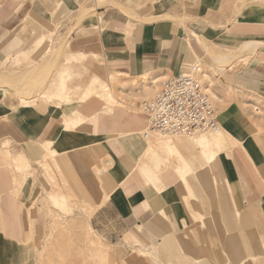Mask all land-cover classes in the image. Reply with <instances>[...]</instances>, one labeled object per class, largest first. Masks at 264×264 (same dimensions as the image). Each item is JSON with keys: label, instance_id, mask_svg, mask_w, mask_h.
Returning a JSON list of instances; mask_svg holds the SVG:
<instances>
[{"label": "rangeland", "instance_id": "rangeland-1", "mask_svg": "<svg viewBox=\"0 0 264 264\" xmlns=\"http://www.w3.org/2000/svg\"><path fill=\"white\" fill-rule=\"evenodd\" d=\"M172 2L79 0L71 6L55 0L53 20L47 26L57 35L55 43L37 47L28 29L18 46L30 54L18 63L0 66V193H12L14 203L8 206L4 233L6 242L29 247L19 253L5 249L8 263L264 264V40L255 41L258 47L247 53L227 47L240 42L226 38L264 33V0L204 1L208 6L198 22L211 33V42L206 49L188 54L178 67L198 64L222 121L220 129L228 146L214 154L213 170L206 165L197 167L200 157L185 173L172 165L162 174V192L131 170L135 156L122 143L123 137L130 129L145 125L141 104L153 96L163 77L153 75V87L147 89L120 88L117 80L129 82L131 78L117 72L100 49L98 30L92 23H97L101 8L153 20L164 17L160 7ZM89 50L94 56L87 57L84 70L78 68L77 54ZM11 52L0 54V60ZM70 65L66 83L70 88L61 94L53 81L55 69ZM94 77L110 85L125 103L106 111L94 95L85 99V87ZM112 77L116 79L111 81ZM28 100L42 107L39 132L24 120V112L35 107L24 105ZM74 111L84 115L85 121L66 127L62 118L74 116ZM196 133L210 137L215 132ZM71 135L83 140L77 142ZM186 137L154 136L147 143ZM32 142L42 144L31 150L28 144ZM232 150L237 153L235 164L248 193L245 207L234 200L224 165ZM107 160L111 162L108 166ZM143 188L163 198L165 209L175 214L171 222L128 232L107 208L100 210L111 193L121 189L128 195Z\"/></svg>", "mask_w": 264, "mask_h": 264}, {"label": "crops", "instance_id": "crops-1", "mask_svg": "<svg viewBox=\"0 0 264 264\" xmlns=\"http://www.w3.org/2000/svg\"><path fill=\"white\" fill-rule=\"evenodd\" d=\"M54 1L0 0V54L12 51L11 54L0 60V66L4 67L10 63H18L30 54L29 49L18 46L23 33L28 29V33L37 47L55 43L57 40L56 33L47 29V26H50L53 20L51 7L54 5ZM59 1L71 6L79 3V0ZM140 1L145 3L148 0ZM204 1L208 2V0H173L170 5L160 7V14L165 16L153 20L143 19L148 16L130 17L119 9H99L97 23H92L95 29L98 30V45L105 52L113 67L117 69V72L131 78L129 82L120 83L117 80L120 88L140 90L153 87L152 84L155 81L153 75H158L161 78L177 72L180 70L178 69L179 64L185 61L188 54L194 53L197 48L206 49L208 47L207 42H211V33L209 30L205 31L198 22V19L204 18L202 12L208 6ZM186 15H188V18H186ZM30 22L34 24L28 28ZM96 25L99 27H96ZM226 38L240 42L237 45L227 47L236 48L239 52L250 53L255 51L260 41L264 40V33L229 34ZM249 41H257L259 44L251 50L246 47V43ZM77 55L81 60L78 59L75 65L83 70L89 62L87 57L94 56L90 50L87 53H78ZM71 58L69 56L68 61ZM71 67L72 65L67 66L65 69L61 67L55 69L57 76L53 81L57 83L56 91L61 94L68 92L70 88L66 83L71 74ZM115 79L116 77H112L111 81ZM85 91V99L94 95V98L102 104V110H111L114 104L123 105L125 103L115 96L110 85L103 80H97V77L90 80L85 87ZM32 102L33 100L23 101L24 105L35 106ZM105 104H108L109 108ZM33 108L34 110L31 112L23 111V117L28 125L37 128L39 132L43 122L40 115L42 107L36 108L35 106ZM74 114L70 117L63 116L62 119L66 127H76L85 121L84 115L79 111H74ZM218 121L222 125L220 116H218ZM28 125L26 126L29 127ZM145 129L146 123L141 128L130 129L124 135L122 143L124 146L131 147L135 156L131 170L135 171L136 176L142 177L146 184L155 186L158 191L162 192L165 188V185L159 184L163 178L162 174L170 166H180L182 173H185L188 165L193 167V161L197 157H200V163L196 165L197 167L207 164L206 160L202 158V148L199 146L201 150L196 151L197 145L190 142L189 137L172 141L170 144L158 143L154 140L147 143L148 138L143 136ZM71 136H74L72 138H75L77 142L83 140L82 136ZM64 138L70 139L68 136H64ZM38 143L42 144L41 142H32L28 144V148L36 150ZM243 150L247 154L246 148L243 147ZM173 158H176V160L173 161ZM235 162L238 163L237 153L232 150L229 153V158L224 159V165L229 177L233 198L245 207L249 204L248 193L244 189ZM110 164V160H107L106 165ZM182 178L184 179L183 176ZM165 194L166 192L162 193L164 197ZM11 195L13 194L0 193V264H10L5 258V249L11 248L16 250L15 252L25 248L29 249V247L21 248L14 243L6 242L7 236L4 232L7 230L6 224L7 219H9L8 206L14 204ZM164 205L163 198L152 189L143 188L141 191L134 189L128 195L126 191L123 193L119 189L117 193H111L110 198L100 210L107 208L114 214L120 227L123 229L129 228L128 232H131L151 225L161 224L160 227H162L166 221L167 223L168 221L171 222L175 214L172 215L171 212L165 209ZM260 207H262V198Z\"/></svg>", "mask_w": 264, "mask_h": 264}, {"label": "built area", "instance_id": "built-area-1", "mask_svg": "<svg viewBox=\"0 0 264 264\" xmlns=\"http://www.w3.org/2000/svg\"><path fill=\"white\" fill-rule=\"evenodd\" d=\"M141 112L146 133L177 136L196 132H217L221 125L198 64H191L163 77Z\"/></svg>", "mask_w": 264, "mask_h": 264}, {"label": "bare ground", "instance_id": "bare-ground-1", "mask_svg": "<svg viewBox=\"0 0 264 264\" xmlns=\"http://www.w3.org/2000/svg\"><path fill=\"white\" fill-rule=\"evenodd\" d=\"M53 43V42H52ZM257 46V43L255 41H250L249 43H246V47H248L249 49L253 50L255 49V47ZM245 47V46H244ZM245 47V48H246ZM247 49V48H246ZM224 60L227 57H220L218 59ZM217 59V58H216ZM145 79V78H144ZM148 80V79H147ZM151 81V80H150ZM154 81V80H153ZM152 81V82H153ZM150 84V83H149ZM211 85V83H210ZM212 93V91H211ZM111 94V93H110ZM214 98H217L216 95L214 93H212ZM145 101V100H144ZM143 101V102H144ZM142 102V104H143ZM141 104V106H142ZM146 133V129L143 132V136L145 138H150V137H154V135H151L149 133ZM198 133H192V134H184V135H177V136H187L190 139V142H192L193 144H197V146H200L202 148V158L204 160H206L207 164L206 166H210L211 170H213L214 167V154L216 152H218L219 148H226L228 146V142L226 141L224 135H223V131H221V129H219L217 132L212 133L214 135L210 136V137H206V136H198L195 135ZM193 135V136H192ZM191 136V137H190ZM168 137H176V136H168ZM172 141H166L167 144H170ZM172 146V145H171ZM209 146H213V148H208ZM197 173V172H196ZM198 175V173H197ZM238 230V229H237ZM239 233V231H238Z\"/></svg>", "mask_w": 264, "mask_h": 264}]
</instances>
